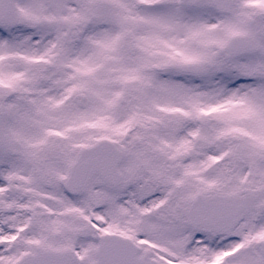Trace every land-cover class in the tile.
<instances>
[{
  "label": "snow or ice",
  "instance_id": "obj_1",
  "mask_svg": "<svg viewBox=\"0 0 264 264\" xmlns=\"http://www.w3.org/2000/svg\"><path fill=\"white\" fill-rule=\"evenodd\" d=\"M0 264H264V0H0Z\"/></svg>",
  "mask_w": 264,
  "mask_h": 264
}]
</instances>
